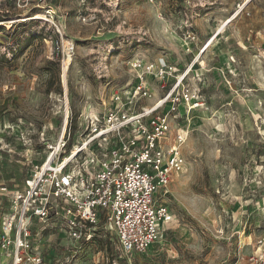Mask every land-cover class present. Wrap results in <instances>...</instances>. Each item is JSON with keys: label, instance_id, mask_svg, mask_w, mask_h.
<instances>
[{"label": "rangeland", "instance_id": "1", "mask_svg": "<svg viewBox=\"0 0 264 264\" xmlns=\"http://www.w3.org/2000/svg\"><path fill=\"white\" fill-rule=\"evenodd\" d=\"M0 14V186L24 187L66 110L75 131L80 112L129 90L134 57L186 73L207 106L191 113L205 126L183 147L158 240L125 254L102 225L75 241L35 222L50 264H229L250 249L246 236L264 231V0H0ZM149 82L137 104L163 95Z\"/></svg>", "mask_w": 264, "mask_h": 264}, {"label": "built area", "instance_id": "2", "mask_svg": "<svg viewBox=\"0 0 264 264\" xmlns=\"http://www.w3.org/2000/svg\"><path fill=\"white\" fill-rule=\"evenodd\" d=\"M129 66V90L114 92L113 104L80 112L75 131L66 110L60 134L44 140L45 157L24 187L0 188L10 196L0 220V264H50L35 244V222L54 219L75 241L86 226L102 225L115 233L122 253L131 254L148 249L172 221L165 197L186 163L190 132L205 126L204 116L191 113L207 106L172 65L134 57ZM150 78L162 82L164 93L152 104H137L152 98ZM246 238L242 245L250 249L229 264H264V231Z\"/></svg>", "mask_w": 264, "mask_h": 264}, {"label": "crops", "instance_id": "3", "mask_svg": "<svg viewBox=\"0 0 264 264\" xmlns=\"http://www.w3.org/2000/svg\"><path fill=\"white\" fill-rule=\"evenodd\" d=\"M3 186H6V187H8L9 189H12V188H10L7 184H3V185H1L0 188L3 187ZM0 192L6 196V199H7V202H8V207L4 210V211H6V210L9 208V203H10V202H9V201H10L9 197H10V196H9L8 194H6L5 192L1 191V190H0ZM4 211H2V213H3ZM2 213H1V214H2ZM0 220H1V215H0ZM0 259H1V257H0ZM2 261H3V263L5 262V260H2ZM4 264H5V263H4Z\"/></svg>", "mask_w": 264, "mask_h": 264}, {"label": "trees", "instance_id": "4", "mask_svg": "<svg viewBox=\"0 0 264 264\" xmlns=\"http://www.w3.org/2000/svg\"><path fill=\"white\" fill-rule=\"evenodd\" d=\"M5 15H7V14H4V16H2V15L0 14V21L3 19L2 17H6ZM50 63H51V64L55 63V65H58L57 62H51V61H50ZM59 89H61L60 85H59Z\"/></svg>", "mask_w": 264, "mask_h": 264}]
</instances>
